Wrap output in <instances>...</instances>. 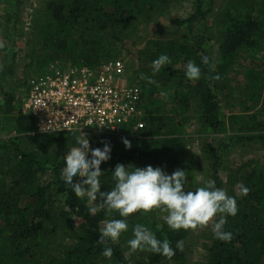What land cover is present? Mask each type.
<instances>
[{"label":"trees","instance_id":"obj_1","mask_svg":"<svg viewBox=\"0 0 264 264\" xmlns=\"http://www.w3.org/2000/svg\"><path fill=\"white\" fill-rule=\"evenodd\" d=\"M0 1L8 8L5 37L31 44L29 63L22 73L26 81L34 63L47 65L49 60L61 59L69 62L65 65L94 68L108 59H122V52L128 50L127 40L135 46L134 36L142 27L188 0H36L25 19L20 13L23 0ZM217 1L192 0L193 11L185 19H170L186 29L187 39H148L146 46L137 50L133 72L144 103L141 127L124 137L82 133L89 138L90 148L111 145V158L100 165L101 191L114 186L111 170L117 163L161 167L168 174L183 169L185 189L193 190L204 182H192V167L180 150L191 136L181 134L182 128L196 126L210 139L202 149L209 179L218 188L232 190L230 196L236 197L238 205L237 214L226 217L225 229L232 233L230 241L213 238L212 221L199 226L197 244L208 256L198 264H264V163L249 158L228 167L223 178L220 171L227 144L217 139L228 132L230 138L258 140L264 149V119L238 126L235 116L223 118L220 106L229 100L247 105L251 95L257 97V92L264 89V75L244 64L248 51L254 58L264 59V0ZM211 41L218 42L216 60L209 52ZM116 44L119 46L114 49ZM161 54L168 55L171 62L153 73L151 62ZM203 56L208 57L207 64L201 62ZM189 60L200 66V79L185 76ZM141 74L156 83L149 84ZM216 74L220 79H211ZM235 75H242V80ZM161 90L167 95L161 96ZM13 101L12 94L1 95L0 264L185 263V241L192 229H170L164 221L166 214L158 209L129 214L128 231L117 241L101 243L99 230L104 222L122 217L115 211L110 216L103 210L90 214L88 199L76 197L64 184L60 171L62 157L75 145L79 132L37 133L33 118L15 113ZM122 138L131 141L130 149H125ZM80 179L74 178L73 183ZM239 184L250 189L246 196L239 194ZM138 223L155 232L158 239H168L174 249L176 241L182 240L183 250L175 251L170 258L151 251H131L127 240ZM105 247L112 249L110 258L103 255Z\"/></svg>","mask_w":264,"mask_h":264},{"label":"clouds","instance_id":"obj_2","mask_svg":"<svg viewBox=\"0 0 264 264\" xmlns=\"http://www.w3.org/2000/svg\"><path fill=\"white\" fill-rule=\"evenodd\" d=\"M170 58L161 54L151 62L153 73H158L161 68L169 64ZM203 64L208 63V57L203 56ZM185 76L190 80L201 78V68L194 61L189 60L185 65ZM141 78L149 84L156 83L152 77L141 74ZM219 80V74L211 77ZM159 87V85H158ZM166 96L163 90L159 93ZM79 129L75 145L68 148L63 155L61 176L64 184L78 198H87L93 205L89 208L90 214H96L103 210L106 216L113 211L118 212L121 219H108L99 230L98 240L107 244L109 241H117L123 232L128 231L127 217L138 210L144 212L158 209L165 213L164 221L172 230L195 229L199 226L211 223L213 238L220 242H228L232 239L231 231L225 229L226 217L235 216L238 205L235 196H230L223 188L216 187L214 180H207L202 186L193 190H186V171L175 169L171 174L161 167L147 165L144 167L132 164L117 163L111 170V178L114 186L110 191H101L100 177L103 174L100 165L109 160L111 145L104 143L102 148H90L89 138ZM76 130H73L75 135ZM125 149L131 148V141L122 138ZM80 177V181L73 183L74 178ZM87 186V187H86ZM239 194L246 196L250 189L239 184ZM99 197V199H97ZM218 215V219L213 220ZM131 251L137 249L151 251L165 257H172L177 250H183V241L178 240L175 249L168 239H158L155 232L142 224H136L132 228V237L127 240ZM103 255L110 258L111 247H105Z\"/></svg>","mask_w":264,"mask_h":264},{"label":"rangeland","instance_id":"obj_3","mask_svg":"<svg viewBox=\"0 0 264 264\" xmlns=\"http://www.w3.org/2000/svg\"><path fill=\"white\" fill-rule=\"evenodd\" d=\"M36 0H23V8L20 10L21 15L26 18V12L30 9V4L35 3ZM219 0L217 1V3ZM262 12L264 14V7L262 6ZM193 11L192 0H188L181 5H175L171 10L163 15L161 18L148 23L146 26L142 27L137 35L134 36L136 41L135 46H131L129 41L125 42V46L128 48L127 51H123L122 59L124 60L126 66L127 82L132 84H138L135 79L134 69L137 65V50L143 49L146 46V41L148 39H178L185 40L188 38V33L183 26L176 25L170 22L172 18L185 19ZM8 13V8L5 3L0 1V98L1 95L5 93H10L13 95V109L15 113L22 112V104L26 100L27 96V81L31 75L39 72L49 63H57L61 66H65L68 61L64 60H49V63L41 64L34 63L29 67L28 73L29 77L25 81L22 77L24 67L29 63L27 54H29L31 49V44H28L26 40L21 38H6L9 28L5 26L6 14ZM264 19V15H263ZM119 44H116L113 48L117 49ZM34 47V44L32 45ZM209 52L211 58L216 60L218 57V42L211 41L209 43ZM254 53L248 51L246 53V59L244 61L245 67L247 69H255L260 74L264 75V59L254 58ZM3 60H5L3 62ZM9 63L12 65V72H9ZM11 68V67H10ZM258 68V69H257ZM237 80H242V75H235ZM263 87V86H262ZM257 97L251 95L247 105L240 104L239 101L229 100L220 103L221 114L225 120L229 115L236 117V122H239L238 126L245 122L249 123L252 120H263L264 119V89L257 92ZM1 104V102H0ZM139 120L142 121L144 116V103L142 102L141 108L139 110ZM3 117L0 115V136H4V125ZM181 134L191 135L190 139L186 142L185 146L180 150L184 157V160L192 167V182L202 183L209 179V170L206 169V159L203 156L202 149L209 142V136H206L199 132L196 126H186L182 128ZM230 133L226 132L224 135H220L218 139L219 143L223 141L227 144V148L223 151L224 160L222 162L223 169L220 171L221 176L225 177V171L228 167L237 166L241 161L248 160L249 158H257L264 163V149L261 142L258 140H241L230 138ZM225 191L228 195H232V190L226 189ZM235 191V190H233ZM90 206H93L91 202L88 201ZM185 241V248L187 250V258L184 264H198L200 261H205L207 259V254L198 246V239L200 228L197 227L192 230ZM75 234V230L72 232ZM71 233V235H72ZM177 264V263H171Z\"/></svg>","mask_w":264,"mask_h":264},{"label":"built area","instance_id":"obj_4","mask_svg":"<svg viewBox=\"0 0 264 264\" xmlns=\"http://www.w3.org/2000/svg\"><path fill=\"white\" fill-rule=\"evenodd\" d=\"M138 84L127 82L122 59H108L94 68L49 63L27 81L22 112L43 134L104 133L124 137L142 126Z\"/></svg>","mask_w":264,"mask_h":264},{"label":"crops","instance_id":"obj_5","mask_svg":"<svg viewBox=\"0 0 264 264\" xmlns=\"http://www.w3.org/2000/svg\"><path fill=\"white\" fill-rule=\"evenodd\" d=\"M192 230H193V229H192ZM192 230H191V232H193ZM200 231H201V229H200ZM191 232H190V233H191ZM190 233H189V234H190Z\"/></svg>","mask_w":264,"mask_h":264}]
</instances>
